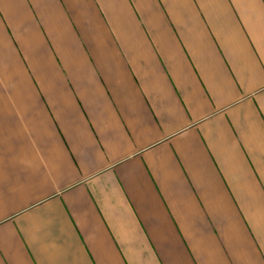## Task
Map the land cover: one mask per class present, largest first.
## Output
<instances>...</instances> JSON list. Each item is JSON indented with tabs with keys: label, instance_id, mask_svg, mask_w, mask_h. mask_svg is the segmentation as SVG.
Listing matches in <instances>:
<instances>
[{
	"label": "crops",
	"instance_id": "obj_1",
	"mask_svg": "<svg viewBox=\"0 0 264 264\" xmlns=\"http://www.w3.org/2000/svg\"><path fill=\"white\" fill-rule=\"evenodd\" d=\"M0 264H264V0H0Z\"/></svg>",
	"mask_w": 264,
	"mask_h": 264
}]
</instances>
